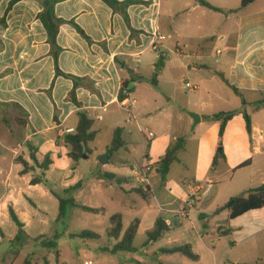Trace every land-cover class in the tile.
Returning <instances> with one entry per match:
<instances>
[{
    "label": "crops",
    "instance_id": "obj_1",
    "mask_svg": "<svg viewBox=\"0 0 264 264\" xmlns=\"http://www.w3.org/2000/svg\"><path fill=\"white\" fill-rule=\"evenodd\" d=\"M11 1L0 0V104H18L26 115L0 106V264H24L27 259L32 264H53L52 251L57 252L56 264H71L65 259L69 253L65 256L56 233L35 238L29 233V228L42 220L41 214L45 212L42 200H54L60 206L54 193L63 197V193L72 188L67 186L66 179L77 170L81 160L75 163L68 157L70 149L64 143L66 135L63 131L77 129L81 112L94 121L92 131L96 134L95 140L88 144L89 154L86 156L96 150L91 145L96 143L104 125L110 131L111 144L115 131L123 130L125 148L109 157L106 154L110 144L104 154V157H109L108 165L116 166L105 175L115 178L104 180L105 175L97 177L102 188L116 186L128 199L138 196L133 204L127 203L124 197L123 209L139 210L140 199L150 200L155 195L154 175L160 176L157 170H152L151 193L143 197L136 192V187L140 185L133 180L132 170L147 164V161L154 164L166 155L168 148L178 139L186 140L185 148L179 153L178 161L172 165L167 178L175 166L188 173L177 179L181 185L177 187V192L161 186V197L154 196L162 215L156 218L153 230L159 219L165 222L167 230L157 242L146 243L147 246L155 247L165 238H168L170 245L181 243L177 239L172 240L171 235H179L183 231L187 242L172 248H160L158 253L180 254L168 251L190 245L192 252L198 256L197 260H191L193 264H264V208L233 220L230 219L229 210L223 209L232 198L264 188V105L258 106L264 103V0H255L245 8H242V0H205L224 13L202 7L198 0H134L142 4L131 5L127 9L129 24L120 12H114L102 0H51L56 2L57 17L65 21L57 38V44L62 49L60 71L94 83L95 92L87 88L77 90L82 107L68 101L74 81L56 73L48 33L38 17L44 10L43 5L38 0H22L5 18ZM72 22L86 33L92 44L78 33ZM156 27L167 38L161 49L165 52L158 57L153 56L150 50L141 53L142 47L150 45L152 30ZM215 38L222 47V50H218L220 58L216 62L207 49ZM191 43L196 44L194 49H191ZM188 54L199 61L193 64L194 70L208 72L207 77L197 78L195 84L185 83L186 88L187 84L194 87L187 88L196 94L195 101L188 104V109L191 110L190 114L200 117V123L191 131V123L185 121V126L172 135L171 143L162 142L151 148V153L145 152L139 164L130 163L128 158L133 157L131 146L134 145L136 128L127 130L128 126L135 122L136 127L142 133L144 131L138 122V109L134 111L132 108L128 113L122 108V103L131 102L132 93H136L142 84L148 85L150 79L146 75L156 71L161 55L165 67L158 79L162 78L168 63L174 67L178 65V70H184L187 66L184 60L189 57ZM138 58L141 61L139 64L136 63ZM125 83H128L127 91H123ZM161 86L159 80L157 88ZM231 87L238 89L243 99ZM122 91L127 97L123 101L120 100ZM164 94L168 99L174 97V94ZM132 102H135L134 106L137 105L136 100ZM115 107L128 116L118 114ZM244 111L249 112L251 118V134L247 131ZM227 112L237 114L228 123L224 134V158H219L214 164L219 152L221 124L207 120V117ZM148 133L154 134L151 131ZM149 134L147 140L150 142L155 135L150 138ZM164 135L167 136L168 132ZM29 147H32L39 163L47 155L51 156L52 165L45 174L48 185L31 184L42 171L33 163ZM185 155L188 157H182ZM20 158L34 170L22 174L24 167L18 163ZM248 162L249 165L241 167ZM217 183L227 185L220 189ZM54 185L63 192H58ZM78 185L77 189L81 183ZM93 190L97 193L101 191L99 188ZM81 191L77 190L75 195ZM65 195L73 198L78 206H85L78 196ZM190 198H194L195 205L187 210L185 207ZM10 208L25 225L26 241L14 242L18 228L12 236L5 234L2 225L3 221L11 218ZM92 209L101 210L98 214L103 212V209ZM183 209H186L185 217L180 214ZM140 213H145L144 207ZM121 215L124 232L116 240L119 243L125 231L138 220L139 228L134 240L136 248L135 242L144 220L136 218L125 226L124 216ZM57 221H62L59 220V213ZM192 230H196L198 236L193 240L190 238L193 236ZM100 238L98 235L91 239ZM54 239H57L55 250L43 244ZM6 241L11 251L6 248L4 254L1 247L8 244ZM33 243L39 247L38 251L32 250ZM117 244L113 248L99 250L102 253H129L116 252ZM21 257L23 262L20 261Z\"/></svg>",
    "mask_w": 264,
    "mask_h": 264
},
{
    "label": "rangeland",
    "instance_id": "obj_2",
    "mask_svg": "<svg viewBox=\"0 0 264 264\" xmlns=\"http://www.w3.org/2000/svg\"><path fill=\"white\" fill-rule=\"evenodd\" d=\"M164 2L166 0H163ZM210 15L217 14L209 12ZM215 25V24H212ZM196 47L195 43H191V49ZM207 49L211 54V58L216 62L220 57L217 55L218 50H222L219 46L218 39L215 38L211 45H207ZM151 51V50H150ZM153 56H159V54L165 51L154 52ZM189 57L184 60L187 65L184 70H178L177 67L173 66L172 63H168V66L162 75L161 83L162 86L157 88L151 82L147 84H142L136 93H132L131 100H136L137 105L133 107L134 111L138 109L140 114L137 116L138 122L141 126L142 133L139 128L136 127L135 122L128 126L127 130L134 129L133 142L134 145L131 146L133 152V157L128 158L127 156H121L124 159L128 158V161L132 164H139L145 155V152L151 153V148L160 145L162 142L171 143L172 135L178 131V129L185 126V121L191 123V131L193 129L194 120L191 118L189 108L190 105L195 101L196 94L191 92L185 87L186 82L195 84L197 78H205L208 76V72L201 70L198 72L194 70V63H199L198 59ZM166 61H168V56L166 55ZM136 63H141L140 59H136ZM190 67V68H189ZM156 71L151 74L146 75L150 80L155 76ZM164 93L174 94V97L168 99ZM131 101V102H132ZM138 107V108H137ZM118 114H122L125 117L128 116L127 113H123L115 107ZM247 111L249 109L247 108ZM249 113V112H248ZM126 126V125H124ZM102 133L99 135L96 143L91 145L92 149L96 150L93 154L89 156H84L80 161V164L74 172H72L71 177L66 179V184L68 187H74L78 183H81V187L77 190H82L79 194H76L77 190H73L70 196H78L81 204L91 207L103 209L101 214H93L83 211L79 208H72L68 206L66 218L62 221H57V216L59 213V205L54 200H42L41 203L45 207V212H42V220L40 222H35L33 226H30L29 233L38 238L41 235H46L47 237L54 235L55 233L58 237V244L63 250L65 256L67 252L69 253L68 259L71 264H85L86 262H93V264H193V262L181 254H160L158 250L160 248H172L181 243L187 242L188 239L184 238V232H179L177 234H172V240H179L181 243L169 244L168 238L161 240L158 244L153 246H147L148 234L150 230L154 228V222L156 218L162 214L159 211L156 197L160 198L163 189L161 186L166 187V189H174L177 192V187L179 185L177 179L184 173L178 166H175L169 178H166L164 183L160 182L161 176L155 174L153 179V188L156 197L152 196L150 200H141L139 202V210H131L129 207L123 209L122 201L124 197L126 202L133 204L137 201L138 196H133L128 199L116 186L111 189L102 188V185L98 182L97 177L100 175H105V173L116 168L115 165H102L104 161L105 151L111 144L110 131L104 127L101 129ZM153 132L155 138L152 141L147 140L148 132ZM168 132V135L164 134ZM165 136V137H164ZM187 158L188 155L182 156ZM183 159V158H182ZM5 165V164H4ZM104 180H106L104 178ZM218 188H224L227 183H217ZM58 190V192H63L57 187L53 186ZM95 188H99L100 193L95 192ZM220 191V190H219ZM63 197L68 198L67 195L63 193ZM144 207L145 213H140V209ZM121 213L124 216L125 226H128L136 218L144 220L142 230L135 242V246L138 249L135 253H102L100 248H113L118 241L107 235V230L110 227V219L113 215ZM198 219V218H197ZM2 227L4 228L7 237L12 236L17 232V227L11 218L3 221ZM83 233L98 234L100 239L91 238H81L80 235ZM193 237L198 238L196 230L191 231ZM72 236V237H70ZM70 237V238H69ZM8 243V241H6ZM7 246V247H6ZM3 244L1 251L5 254L6 248L10 249V244ZM32 250L38 251L39 247L34 243L32 244ZM145 246V247H144ZM1 252V253H2ZM50 254L53 255V264H56L57 252L52 251ZM11 257V255H10ZM161 258V259H160ZM21 257L20 261L23 262Z\"/></svg>",
    "mask_w": 264,
    "mask_h": 264
},
{
    "label": "trees",
    "instance_id": "obj_3",
    "mask_svg": "<svg viewBox=\"0 0 264 264\" xmlns=\"http://www.w3.org/2000/svg\"><path fill=\"white\" fill-rule=\"evenodd\" d=\"M22 0H12L8 6V9L6 11V16L8 13L14 8V6L19 3ZM44 7V10L40 15L38 16L40 21L43 23L44 27L46 28V31L48 33V39L49 43L52 47V54L55 59L56 63V73L58 76H64L66 78H71L74 81V88L70 92L68 96V101L75 104L78 107H82L81 103H79L78 98H77V90L79 88H87L88 90L95 92L94 88V83H92L88 79H82V78H77V77H72L63 74L60 69H59V57L62 52V49L58 46L57 44V38L58 34L60 31V27L62 24L65 23L64 20L59 19L56 15V2L51 1V0H38ZM106 5H108L114 12H120L126 22L129 24V18L127 15V9L131 5H136V4H142L141 1H126V2H119L118 0H102ZM255 0H242V8H245L252 4ZM198 3L202 6L205 7L209 10H212L214 12H219V13H224L222 9H219L217 7L212 6L205 0H198ZM234 12V11H231ZM5 18L3 19V23H5ZM72 25L77 29L78 33L86 39L90 44H92V40L86 35V33L79 27L77 26L74 22H72ZM133 33H135L132 30ZM165 67L164 63V57L163 55L160 56L159 62L156 64V73L155 76L150 82L154 85H158V76L162 72V70ZM143 80V78H141ZM223 81L227 84H229L223 77ZM128 83L124 84V90L127 91V86ZM234 91V93L241 97L242 94L238 89L235 87H231ZM120 94V100L123 101L125 98H127L124 93ZM243 105L245 106L246 103L243 100ZM264 103L258 104V106H263ZM0 106L4 107H10L13 110L17 111L18 114L22 115L25 114V111L20 107L18 104H9V105H3L0 104ZM237 112H227V113H219L216 114L212 117H207V120H212V121H217L220 122V132H219V152L214 160V164H216L219 160V158H224V151H223V138L224 134L226 132V128L228 123L236 116ZM246 125H247V131L248 133L251 134L252 132V123H251V118L247 112H243ZM28 116V115H27ZM79 125L76 129V133L73 135H66L64 137V143L65 145L70 149V152L68 154V157L74 161L75 163H78L80 160L83 159L85 155L89 154L88 150V144L93 142L95 140L96 134L92 131L93 126H94V121L91 120L86 113H79ZM20 122V120H18ZM186 145V140L184 138L178 139L176 143L172 144L166 153V155L155 162L154 164L150 163L147 161V164L152 167V170L155 169L157 172L160 174L162 182L164 183L166 181V178L168 174L170 173L172 165L178 161V155L180 152H182L185 148ZM31 153V159L35 166H37L41 171L42 174L36 178H34L31 181L32 185H38V184H45L48 185V181L45 178L46 172L49 170L50 166L52 165V160L51 156L47 155L42 163H39L37 160L35 154H33V149L32 147H29ZM125 148V141L123 139V130L122 129H117L114 134L113 142L111 146L109 147L107 151V156L112 157L113 155L119 153L121 150ZM18 163L21 164L24 169L22 171V174H28L29 172L33 171L34 169L30 167V165L24 161L23 159H18ZM249 165L248 163H244L241 165V167H245ZM104 178H110L113 179L115 178L112 175H105ZM118 184L119 181H118ZM80 185L76 187H72L69 190L65 191V194H70L72 191L76 190ZM136 192L139 193L141 196L146 197L149 196L151 193L150 187H144V186H137L136 187ZM54 195L57 197L59 200V220H63L66 217L67 213V208L68 206H73V207H80L76 204L75 200L73 198H63L60 195L54 193ZM83 211L88 212V213H95L98 214L101 210L97 209H92L89 207L81 206L80 207ZM264 208V192H260L258 190H252L248 191L247 193H244L240 196H237L235 198H232L230 202L223 208L227 209L230 212V219H236L250 211L253 210H259ZM10 216L12 221L15 223V225L18 228V234L16 236V239L14 242H19V241H26L27 235L25 231V225L24 223L21 222L20 218L16 214V212L10 208ZM139 228V221L136 220L134 221L130 227L125 231L124 237L119 241L117 244L115 251H127V252H135L136 248L134 247V240L137 235V231ZM167 230V226L165 222L162 219H159L156 223L155 229L151 231L148 234V244H152L157 242L161 237L162 234ZM124 232V226H123V217L121 214H116L111 217L110 219V228L108 230V234L110 237L115 238L117 240L120 239L122 233ZM81 238H97V234H92V233H83L80 235ZM46 246L50 250H55L57 248V239H54L53 241L49 242H44ZM169 253H180L186 258L190 260H197L198 256H196L191 249L190 245H185L181 247H177L174 249H171L168 251ZM24 264H32L30 259H27Z\"/></svg>",
    "mask_w": 264,
    "mask_h": 264
},
{
    "label": "built area",
    "instance_id": "obj_4",
    "mask_svg": "<svg viewBox=\"0 0 264 264\" xmlns=\"http://www.w3.org/2000/svg\"><path fill=\"white\" fill-rule=\"evenodd\" d=\"M167 38L166 36H164L163 34L160 33L159 29L153 28L152 30V34H151V43L150 45L146 46V47H142V51L146 52L147 50H151L154 52H160L164 43L166 42ZM187 88H194L192 87L190 84H187ZM135 102H124L122 103V108L124 110H126L128 113H131V110L134 106ZM130 122V120H129ZM63 133L65 135H71V134H75L76 130L75 129H66L65 131H63ZM150 138L154 137V134L150 133L149 134ZM151 173H152V167L148 164H142L140 167H137L136 169L132 170L131 172V176L133 178V180L140 186H144V187H150L151 186ZM195 205V200L194 198H190L188 199L187 203H186V209L190 210L194 207ZM186 209H183L180 214L182 217H185L187 215L186 213ZM86 264H93L92 262H87Z\"/></svg>",
    "mask_w": 264,
    "mask_h": 264
},
{
    "label": "water",
    "instance_id": "obj_5",
    "mask_svg": "<svg viewBox=\"0 0 264 264\" xmlns=\"http://www.w3.org/2000/svg\"><path fill=\"white\" fill-rule=\"evenodd\" d=\"M190 115H191V117L194 120V127L193 128H195L200 123V117L198 115H196V114H190ZM108 158L109 157H105L104 161L101 162L102 165H108L109 164V159ZM258 191L264 192V188L259 189Z\"/></svg>",
    "mask_w": 264,
    "mask_h": 264
}]
</instances>
